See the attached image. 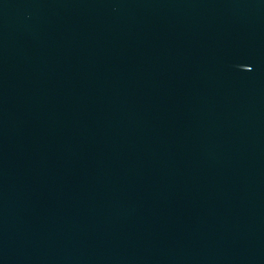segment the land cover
Returning a JSON list of instances; mask_svg holds the SVG:
<instances>
[{
	"label": "water",
	"instance_id": "95a60500",
	"mask_svg": "<svg viewBox=\"0 0 264 264\" xmlns=\"http://www.w3.org/2000/svg\"><path fill=\"white\" fill-rule=\"evenodd\" d=\"M0 264H264V0H0Z\"/></svg>",
	"mask_w": 264,
	"mask_h": 264
}]
</instances>
